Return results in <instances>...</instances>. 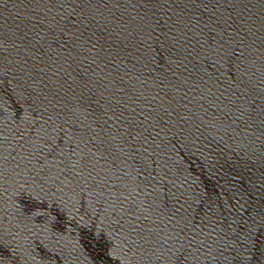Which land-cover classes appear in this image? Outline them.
<instances>
[{
  "label": "water",
  "instance_id": "1",
  "mask_svg": "<svg viewBox=\"0 0 264 264\" xmlns=\"http://www.w3.org/2000/svg\"><path fill=\"white\" fill-rule=\"evenodd\" d=\"M0 264H264V0H0Z\"/></svg>",
  "mask_w": 264,
  "mask_h": 264
}]
</instances>
